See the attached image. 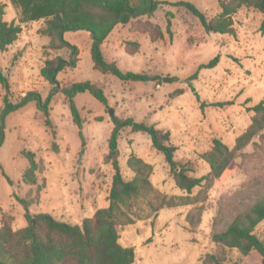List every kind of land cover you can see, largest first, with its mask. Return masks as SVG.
Here are the masks:
<instances>
[{
  "label": "rangeland",
  "instance_id": "1",
  "mask_svg": "<svg viewBox=\"0 0 264 264\" xmlns=\"http://www.w3.org/2000/svg\"><path fill=\"white\" fill-rule=\"evenodd\" d=\"M0 1L5 4V20L17 22V8L10 0ZM184 1L193 3L208 17L220 11L218 0ZM167 13L171 14V36L166 32ZM262 19L260 12L243 6L233 16L234 35L205 33L198 19L184 8L163 4L151 17L144 16V24L137 26L144 29L143 34L132 32L131 38H125V26L115 25L112 35H108L109 40L107 36L102 44L105 58L114 60L121 70L147 72L158 77L146 82L121 81L114 75L94 70L86 31H66L64 38L77 46L78 56L75 67L58 73L60 85L92 81L103 89L107 105L89 92L78 93L74 101L84 120L79 128L72 120L65 97L53 90L55 94L49 103L53 134L44 125L34 101L3 116L4 91L0 85L3 135L0 222L5 220L14 230L23 227L26 221L22 200L30 202L29 213L50 214L72 224L92 216L96 207L108 205L113 173L111 164L106 161L107 140L113 126L110 108L119 117L147 120L170 131L171 141L178 148L176 158L191 160L196 176L206 174L209 167L199 154L211 147L213 137L233 145L251 122L253 111L249 107L264 98ZM43 25V20L23 24L18 39L6 51H0V70L8 74L13 103L29 91L38 92L44 99L52 87L40 76L45 59L70 57L67 48H46L48 38L39 31ZM122 39L124 44L130 43L127 48L136 52L134 55H128L117 44ZM217 54L220 59L215 66H203ZM227 101L231 103L212 105ZM202 103L206 104L203 108ZM261 134L262 137L255 136L237 153V166L231 176L209 191V198L203 204V221L209 213H220L229 221L261 197L264 192V129ZM118 149L120 169L126 179L133 174L126 160L136 155L153 166L150 178L160 191L168 196L184 193L173 182L163 156L152 147L148 135L124 128ZM28 150L34 153L38 165L35 184L22 179L28 166L22 151ZM197 190L195 188L193 193ZM139 206V220L118 226L119 242L135 249L133 264H194V256L202 247L204 253L222 255L226 264H262L261 255L255 250L244 256L236 249L213 243L206 222L192 231L186 221L190 234L187 233L182 227L186 220L182 215L193 208L191 205L164 208L156 217H145L148 212L145 199H140ZM255 233L264 240V220L256 226ZM204 255L197 264H202Z\"/></svg>",
  "mask_w": 264,
  "mask_h": 264
},
{
  "label": "trees",
  "instance_id": "2",
  "mask_svg": "<svg viewBox=\"0 0 264 264\" xmlns=\"http://www.w3.org/2000/svg\"><path fill=\"white\" fill-rule=\"evenodd\" d=\"M18 10L17 22L5 20V4L0 1V51H6L19 37L23 24L43 20L40 33L48 38L46 48L58 50L67 48L69 59L61 56L46 58L40 68V76L52 87L42 99L35 91L21 96L16 103L10 100V83L8 74L0 70V85L3 94V116L18 107L34 101L42 114L46 128L55 134L50 118L49 103L60 92L66 101L72 120L81 128L84 122L74 98L78 93L89 92L97 100L107 105L104 91L96 83L84 80L61 86L57 75L67 67L73 68L77 63L78 48L64 38L66 31L85 30L91 32L90 58L93 69L102 74H111L121 81L156 80L158 77L147 72L124 71L113 60L105 58L102 44L117 24L128 25L130 32L144 33L137 28L144 24V16L151 17L161 5L182 7L196 17L205 33L234 35V14L243 6L251 7L263 15L260 29L264 30V0H218L220 11L213 17L200 10L189 1L168 0H10ZM170 13L166 14V32L171 36ZM161 38V37H158ZM153 39V38H152ZM125 51L129 55L136 52ZM136 44V43H135ZM137 45V44H136ZM15 58V57H14ZM220 59L217 54L206 67L215 66ZM195 73L193 77H196ZM55 90V92H53ZM181 93V91H179ZM173 94V93H172ZM171 94V96H172ZM230 101L213 103L223 106ZM201 104V107L205 106ZM253 111L250 124L235 139L232 148L220 138L213 137L209 149L199 154L209 167V171L196 176L195 165L188 159H177V146L171 141L170 131L158 128L147 120L135 121L131 116H110L112 129L107 140L106 161L111 164L113 173L108 193V205L98 207L90 217H84L80 223L72 224L55 219L46 213H29L28 200H22L25 208V225L12 229L8 222H0V264H133L135 249L123 246L119 242L118 226L133 224L141 218L139 201L145 199L148 212L145 217H156L164 208L193 206L187 211L185 219L193 231L197 228L204 212V202L209 198V191L226 180L236 169V155L255 136L262 137L264 129V98L249 107ZM100 120V119H97ZM129 127L131 132L148 135L152 147L163 156L175 185L184 192L182 195L168 196L157 189L150 180L153 166L136 155L126 160L132 176L126 179L119 165L118 141L120 133ZM0 130V143L2 142ZM28 159V166L22 173L25 183L35 184L38 169L32 151H22ZM198 190L193 193V190ZM264 220V192L253 204L238 212L229 221L217 213L212 218L211 241L223 248L236 249L241 255H248L255 250L261 255L264 264V240L256 233V226ZM220 229L217 230L216 226ZM202 264H226L224 257L216 253H205Z\"/></svg>",
  "mask_w": 264,
  "mask_h": 264
},
{
  "label": "crops",
  "instance_id": "3",
  "mask_svg": "<svg viewBox=\"0 0 264 264\" xmlns=\"http://www.w3.org/2000/svg\"><path fill=\"white\" fill-rule=\"evenodd\" d=\"M123 25V24H122ZM123 26H125V28H126V31H127V35H126V37L125 38H131L133 35V33L132 32H130L129 31V29H128V25H123ZM86 33H87V36H88V38H90V33L89 32H87L86 31ZM135 33V32H134ZM136 33H139V34H143V33H140V32H136ZM112 35V32L109 34V36H111ZM109 36H108V40H109ZM111 38V41L113 42V47H115L116 46V44H115V42H114V39L112 38V37H110ZM124 38V39H125ZM107 39H106V41H107ZM105 40H104V42H103V44H105V42H106ZM73 44V43H72ZM90 44H91V39H90V41H89V51H90ZM117 44H120V46L121 47H123V50L125 51V44L123 43V39L119 42V41H117ZM126 52V51H125ZM128 54V53H127ZM129 55V54H128ZM114 61V60H113ZM249 125V124H248ZM238 137V136H237ZM236 137V138H237ZM218 138V137H217ZM235 138V139H236ZM222 140V139H221ZM223 141V140H222ZM225 144H227L230 148H232L233 146H234V144H235V142H234V144L232 145V144H228V143H226L225 141H223ZM178 149V148H177ZM145 161V160H144ZM150 180H151V178H150ZM173 180V179H172ZM152 182V181H151ZM173 182H174V180H173ZM153 183V182H152ZM154 186L157 188V189H159L158 187H157V185L156 184H154ZM182 191V190H181ZM183 192V191H182ZM184 194V193H183ZM99 207V206H98ZM98 207H96V208H98ZM177 207H180V206H177ZM95 208V209H96ZM173 208V207H172ZM209 213V212H208ZM215 214H212V213H209V217L205 220V221H203V216H202V225L201 226H203V224L206 222L207 224H208V226H209V228H210V230H211V223H212V218H213V216H214ZM183 216V218L185 219V215H182ZM134 225H136V224H134ZM186 226L188 227V225H187V222H186V220L184 221V223H182V227H183V229L185 230V231H187V233H189L188 232V230L186 229ZM190 234V233H189ZM198 244V243H197ZM205 253H204V250H203V247L201 248V250L200 251H198V253L197 254H195V256H194V264H197L198 263V260H199V258L202 256V255H204ZM196 259V260H195Z\"/></svg>",
  "mask_w": 264,
  "mask_h": 264
},
{
  "label": "water",
  "instance_id": "4",
  "mask_svg": "<svg viewBox=\"0 0 264 264\" xmlns=\"http://www.w3.org/2000/svg\"><path fill=\"white\" fill-rule=\"evenodd\" d=\"M89 33L91 34V32H89ZM164 81H167V79L164 78ZM109 113H110V115L113 114V110H112V108L109 109Z\"/></svg>",
  "mask_w": 264,
  "mask_h": 264
}]
</instances>
